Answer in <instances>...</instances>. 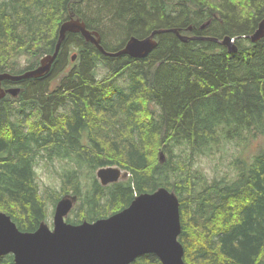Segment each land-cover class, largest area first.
Here are the masks:
<instances>
[{
  "label": "trees",
  "instance_id": "1",
  "mask_svg": "<svg viewBox=\"0 0 264 264\" xmlns=\"http://www.w3.org/2000/svg\"><path fill=\"white\" fill-rule=\"evenodd\" d=\"M72 16L98 31L108 51L133 35L169 30L155 35L158 44L144 58L107 55L81 32H68L48 73L3 80L21 91L0 99V211L20 229L36 230L47 217L36 167L58 160L64 168L55 200L70 191L84 197L69 222L107 217L166 186L180 199L186 264H264V143L247 152L264 138V37H242L264 18V0H1L0 73H15L22 56L31 59L25 71L38 66ZM175 28L236 37L238 50L212 38L184 41ZM73 45L79 61L65 71ZM233 145L231 172L211 179L196 166L199 156ZM111 165L130 175L106 192L95 172ZM84 172L92 174L87 189ZM0 264H15L14 255L0 256ZM131 264L163 263L145 254Z\"/></svg>",
  "mask_w": 264,
  "mask_h": 264
},
{
  "label": "water",
  "instance_id": "2",
  "mask_svg": "<svg viewBox=\"0 0 264 264\" xmlns=\"http://www.w3.org/2000/svg\"><path fill=\"white\" fill-rule=\"evenodd\" d=\"M167 30H154L142 38L133 35L121 49L108 51L101 44L98 31L89 29L85 21L72 16L60 26L54 53L42 57L38 66L19 74L6 71L0 73V99L7 93L17 96L21 91L17 85L4 89L3 80L19 81L48 73L68 32H81L87 41L93 42L107 55L127 54L144 58L158 44L155 35ZM173 30L184 41L189 38H212L226 45L230 52L238 50L236 37L225 36L219 40L209 36L181 34L176 28ZM242 37L254 42L264 37V18L252 34ZM76 57L77 53H74L72 60ZM160 157L164 160L165 154L161 152ZM129 175L128 170L115 165L97 170L103 185ZM77 200V194L63 195L56 204L53 228L43 220L33 231L20 229L8 213L0 211V256L12 253L15 264H131L141 255L155 254L163 264H186L185 248L179 240L182 231L180 199L175 190L160 186L153 192L136 195L127 207L107 217L72 223L67 221V217Z\"/></svg>",
  "mask_w": 264,
  "mask_h": 264
},
{
  "label": "rangeland",
  "instance_id": "3",
  "mask_svg": "<svg viewBox=\"0 0 264 264\" xmlns=\"http://www.w3.org/2000/svg\"><path fill=\"white\" fill-rule=\"evenodd\" d=\"M108 39L107 41H109ZM113 40V39H112ZM115 43L113 40L112 43ZM117 42V41H116ZM118 43V42H117ZM116 43V44H117ZM73 45L72 49L70 50L69 53V60L68 64L65 68V71L70 70L75 63H77L79 60L76 59L72 60V55L74 53H77V47ZM41 59V58H40ZM39 59V62H40ZM31 59H27L25 56H22L20 58V63L18 65V70L15 73H21L25 71L27 68L28 64L30 63ZM106 67L102 66L101 68L98 69L97 76L102 77L103 74L106 72ZM64 75L62 72L59 77ZM57 79L55 80V83H57ZM121 84L126 83V79L121 78L119 80ZM21 102L19 101L16 106H19ZM30 109V106L27 105L24 109V111H28ZM23 110L18 108L15 111V114L22 115L24 113ZM264 143V138L259 137L255 140H252L248 145H247V152H254ZM235 146H227L223 151L220 153L217 152L215 155L211 156H199V158L196 159L195 163L196 166L203 169L208 176L212 179L214 177H221V175L227 174L228 172H231V167L229 165V162L232 158V154L234 153ZM118 166V165H115ZM64 166H62V163L58 160H53L52 162L45 161L44 159H41L40 162L37 164L36 170H37V177H38V182L40 185V190L43 193L44 197L47 200V217L45 218V221L50 225L51 228L54 226V214H55V209H56V204L58 200L62 197V194L58 199L56 196H58L60 191L62 190V172H63ZM124 170V169H123ZM88 172H84L83 174V187L84 189H87L91 185L92 181V174ZM95 175L99 182L101 183L100 179L97 176V170L95 172ZM112 187L113 184L110 183L108 186H106V192H109V187ZM70 194H77L73 193L72 191L69 192ZM78 200L74 206V208L71 210L67 217V221H70L69 219H75V214L78 210H80L82 204H83V198H81L80 194H77ZM92 221V220H91Z\"/></svg>",
  "mask_w": 264,
  "mask_h": 264
},
{
  "label": "flooded vegetation",
  "instance_id": "4",
  "mask_svg": "<svg viewBox=\"0 0 264 264\" xmlns=\"http://www.w3.org/2000/svg\"><path fill=\"white\" fill-rule=\"evenodd\" d=\"M12 86V85H11ZM14 86V85H13ZM3 87H4V89H7V88H9V86H4V84H3ZM8 94V93H7ZM6 94V95H7Z\"/></svg>",
  "mask_w": 264,
  "mask_h": 264
}]
</instances>
